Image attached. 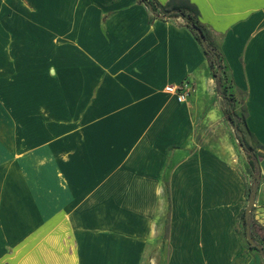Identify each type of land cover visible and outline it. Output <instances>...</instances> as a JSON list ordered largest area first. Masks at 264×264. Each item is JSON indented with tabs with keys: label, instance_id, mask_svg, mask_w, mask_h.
<instances>
[{
	"label": "crops",
	"instance_id": "crops-1",
	"mask_svg": "<svg viewBox=\"0 0 264 264\" xmlns=\"http://www.w3.org/2000/svg\"><path fill=\"white\" fill-rule=\"evenodd\" d=\"M155 1L195 6L220 53L264 227V0ZM215 89L183 19L140 0H0V264H264Z\"/></svg>",
	"mask_w": 264,
	"mask_h": 264
},
{
	"label": "trees",
	"instance_id": "trees-1",
	"mask_svg": "<svg viewBox=\"0 0 264 264\" xmlns=\"http://www.w3.org/2000/svg\"><path fill=\"white\" fill-rule=\"evenodd\" d=\"M149 10L151 13V17L154 19H160L164 20L167 18H181L183 19L185 25L191 30L193 35L195 36V39L199 43V45L202 47L203 52L206 56L208 65L211 70L213 68L216 69V71H212L213 79L215 88L220 94L221 98L224 102V107L227 115V120L231 127L233 128L237 139L243 148L246 157L248 158L249 164L251 168L254 171V179H253V186L258 188L259 185V178H260V169L257 161V157L255 155L254 148L249 145V143L246 141V139L243 136L242 128L240 127L241 124V118L235 111V105H234V97L232 94H228V89L224 86L222 87V78H221V72H222V64H221V56L214 45V43L210 40V37L205 29V27L200 23L198 20V12L195 6L192 4H186L183 7L171 9L166 6L159 5L155 0H140ZM196 30H200L204 36L205 44L200 40L198 37ZM252 186V187H253ZM250 190L247 193V200L250 194ZM240 219L242 220V226L244 227V233L246 236V227L249 228V233L253 240L255 241L254 237H258L261 241H264V227L258 225L255 220L253 219L252 215L249 216L248 220L246 221L244 218V211L242 212ZM246 243L248 247L252 250H255L258 252L261 256L264 255V251H260L261 245H250L247 240Z\"/></svg>",
	"mask_w": 264,
	"mask_h": 264
},
{
	"label": "rangeland",
	"instance_id": "rangeland-1",
	"mask_svg": "<svg viewBox=\"0 0 264 264\" xmlns=\"http://www.w3.org/2000/svg\"><path fill=\"white\" fill-rule=\"evenodd\" d=\"M211 71H216V69L213 68V70H211ZM224 86L226 88H228L227 82L222 79V87H224ZM215 92H216V100H215V103H213V104H214V107H215V111L217 110V108L220 111V113H218L219 115L216 116L218 121H219V123H220V126L221 127H231L229 122H228V120H227V115H226V112H225V109H224L223 99L221 98L220 94L216 91V89H215ZM227 93L230 94L229 91ZM241 101H242V97L240 98V103H241ZM234 103H235V101H234ZM243 117H244L243 113H241V117H240L241 118V123L243 121ZM240 127H241V125H240ZM251 189L252 188H249L250 191H251ZM256 193H257V190H256ZM255 197H256V194H255ZM253 209H254V207L252 208V211H253ZM252 211H251V215L254 218V215H253ZM238 230H239L241 236L243 237V239L246 242L245 233H244V227L242 226V220L241 219H240L239 224H238ZM254 239H255V242L257 244L262 246L263 251H264V241H261L257 236L254 237Z\"/></svg>",
	"mask_w": 264,
	"mask_h": 264
},
{
	"label": "water",
	"instance_id": "water-1",
	"mask_svg": "<svg viewBox=\"0 0 264 264\" xmlns=\"http://www.w3.org/2000/svg\"><path fill=\"white\" fill-rule=\"evenodd\" d=\"M196 33H197L198 37L200 38V40L203 42V44H205V39H204L202 32L200 30H196ZM256 190H257V188L255 186H253L251 189V192L249 194L248 200H247V205L244 209V218L246 221L248 220L249 216L251 215L252 208L254 207V204H255ZM245 238L250 245H253V246L257 245V243L251 237L248 227H246ZM260 251L262 252L263 248L260 247ZM262 258L264 259V255L262 256Z\"/></svg>",
	"mask_w": 264,
	"mask_h": 264
},
{
	"label": "built area",
	"instance_id": "built-area-1",
	"mask_svg": "<svg viewBox=\"0 0 264 264\" xmlns=\"http://www.w3.org/2000/svg\"><path fill=\"white\" fill-rule=\"evenodd\" d=\"M165 91L173 95L177 102L183 103L186 101L189 91H191V84L188 82H183L177 86L169 85L165 87Z\"/></svg>",
	"mask_w": 264,
	"mask_h": 264
}]
</instances>
